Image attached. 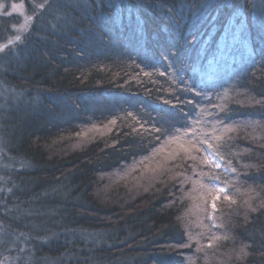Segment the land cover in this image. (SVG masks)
Listing matches in <instances>:
<instances>
[{
	"label": "trees",
	"instance_id": "1",
	"mask_svg": "<svg viewBox=\"0 0 264 264\" xmlns=\"http://www.w3.org/2000/svg\"><path fill=\"white\" fill-rule=\"evenodd\" d=\"M1 1L0 264H264V0Z\"/></svg>",
	"mask_w": 264,
	"mask_h": 264
},
{
	"label": "snow or ice",
	"instance_id": "2",
	"mask_svg": "<svg viewBox=\"0 0 264 264\" xmlns=\"http://www.w3.org/2000/svg\"><path fill=\"white\" fill-rule=\"evenodd\" d=\"M40 7H43V5H40ZM15 39L17 41H19L21 39V37L20 36H16ZM235 40H236L235 33H226L225 36H224V42H225V46L226 47L230 44L231 41H235ZM9 43H12V41H9ZM111 123H115V121H112ZM229 130H231V129H229ZM154 131L157 132V133H159V132H161V129L155 128ZM195 132H196V130H195V128H193L191 130V133L192 134H195ZM189 135H190V133L187 130L183 133V136H189ZM181 138L182 137L179 134L169 136V138L164 142V144L161 146V148L156 149L154 151L153 155L155 156V155L159 154V152L163 151L165 147H167L168 145H170L172 143L178 142L179 140H181ZM157 139H159V137H157ZM216 139H219V137H216ZM188 143H192V141L189 140ZM199 143H208V141L207 140L199 141ZM181 146L183 147V145H181ZM193 146H195V145H193ZM208 147L211 148L212 145L211 144H208ZM187 151L188 150H186V152ZM199 151L203 152L204 149L203 148H200ZM178 156H179V153H177L175 156H173L172 159H176ZM184 159H186V160L187 159H192L193 161H195L197 159V157L192 156V155L189 154V155H186L184 157ZM140 163L143 164L144 162L141 161ZM200 163L206 164V165H208V166H210L212 168H220L221 167V164L217 160V155L216 154H209L206 157L201 158ZM132 170L135 171V168H133ZM232 171H236V169L233 168ZM178 175H182V174H178ZM183 182L184 181H178V183H183ZM213 188H218L219 192H221V193H223V192L226 191V188L219 187L218 185H215V184H213L208 189V191L211 192V190ZM216 199H219V196L218 195L216 196ZM226 199H230V197H226ZM211 207H212L213 211H215V209H216L215 202H213L211 204ZM252 210L255 211V209H252ZM190 239H191V237H190ZM225 239H227V237H225ZM208 246L211 247L212 246L211 243ZM247 255H248V253L245 251V249L244 248H241L240 253L237 255V259H243Z\"/></svg>",
	"mask_w": 264,
	"mask_h": 264
},
{
	"label": "rangeland",
	"instance_id": "3",
	"mask_svg": "<svg viewBox=\"0 0 264 264\" xmlns=\"http://www.w3.org/2000/svg\"><path fill=\"white\" fill-rule=\"evenodd\" d=\"M3 4H4V3L0 0V8L3 6ZM23 7H24V6H23V3L20 2V3H13V4H11V6H10V8H9V9H10V12H16V13H19V14H21V16H23V18H24V23H23V25H22L21 27H19V28L16 29V34H15V36H13L12 38H10V40H9V41H12L13 43H14V41L16 40V39H15L16 36H21V34H22V30H24V28H27V26H28L29 23L31 22V17H30L29 15H27L26 10H25V8H23ZM9 41H8V43H9ZM8 43H7V44H8ZM7 44H3V45H2V48L5 47V45H7ZM9 44H10V43H9ZM211 67H214V68H215V62L211 61V62H209V63H205L204 67H201L200 64H199V67L196 68V70L200 73V75H201L202 79L204 80V82H205V80L208 79L209 77L212 78L213 76L216 75V74H214V73L209 72V70H211ZM207 151H208V155H209V154H213V153L210 151V149H208ZM217 160H218V162L221 164V167H222V162H221V160H220L218 157H217ZM215 185H218L219 187H224V188H225V186H223V185H221V184H219V183H217V182H215Z\"/></svg>",
	"mask_w": 264,
	"mask_h": 264
}]
</instances>
